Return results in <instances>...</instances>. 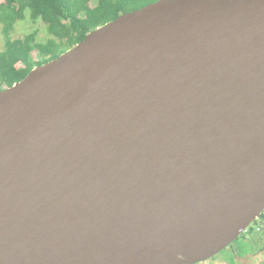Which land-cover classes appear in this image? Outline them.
Listing matches in <instances>:
<instances>
[{"label": "water", "instance_id": "obj_1", "mask_svg": "<svg viewBox=\"0 0 264 264\" xmlns=\"http://www.w3.org/2000/svg\"><path fill=\"white\" fill-rule=\"evenodd\" d=\"M264 213V0H158L0 91V264H200Z\"/></svg>", "mask_w": 264, "mask_h": 264}, {"label": "trees", "instance_id": "obj_2", "mask_svg": "<svg viewBox=\"0 0 264 264\" xmlns=\"http://www.w3.org/2000/svg\"><path fill=\"white\" fill-rule=\"evenodd\" d=\"M156 1L158 0H0V26L4 39L0 51V91L3 86L11 87L15 82L21 81L35 66L57 59L96 28ZM92 2L94 6L91 5ZM26 12L29 13L30 21L40 22L45 26L50 36L46 42L37 41V31L12 39L16 23L25 19ZM18 64H23V68H19ZM258 231L260 238L251 241L252 237L259 234ZM262 236L264 213L230 249H226L228 253L221 260L228 264H248L249 260L264 252ZM215 259L216 256L210 260ZM259 264H264V261Z\"/></svg>", "mask_w": 264, "mask_h": 264}, {"label": "rangeland", "instance_id": "obj_3", "mask_svg": "<svg viewBox=\"0 0 264 264\" xmlns=\"http://www.w3.org/2000/svg\"><path fill=\"white\" fill-rule=\"evenodd\" d=\"M91 5L94 6V2H92ZM33 31H37L36 39H37L38 42L44 43L50 38V36L48 35V33H47L46 29H45V26L43 24H41L40 22H32V21H30L29 13L26 12L25 19L22 20V21H18L16 23V25L14 27V32H13L11 37H12V39L22 38V37L32 33ZM3 44H4V39H3V36L1 34V26H0V51L3 48ZM34 58H35V60H38V58L36 56ZM18 67L19 68H23V64H18ZM35 67H37V66H35ZM15 83H17V82H15ZM2 88H6V87L3 86ZM258 233L259 234H256L255 237L251 238V241H252V239H256L257 237L260 238L259 235H261V234H260L259 231H258ZM262 239L264 240V236H262ZM226 253H228L227 250H224V251H222L220 254H218L216 256L217 259L210 260V261H207V262H203V263H200V264H228L224 260H221L226 255ZM261 261H264V252H262L261 254L257 255L252 260H249L248 264H259V262H261Z\"/></svg>", "mask_w": 264, "mask_h": 264}, {"label": "bare ground", "instance_id": "obj_4", "mask_svg": "<svg viewBox=\"0 0 264 264\" xmlns=\"http://www.w3.org/2000/svg\"><path fill=\"white\" fill-rule=\"evenodd\" d=\"M33 69H34V68H33ZM33 69H32V70H33ZM32 70H31V71H32Z\"/></svg>", "mask_w": 264, "mask_h": 264}, {"label": "flooded vegetation", "instance_id": "obj_5", "mask_svg": "<svg viewBox=\"0 0 264 264\" xmlns=\"http://www.w3.org/2000/svg\"><path fill=\"white\" fill-rule=\"evenodd\" d=\"M230 248H231V247H230ZM230 248H229V249H230Z\"/></svg>", "mask_w": 264, "mask_h": 264}]
</instances>
